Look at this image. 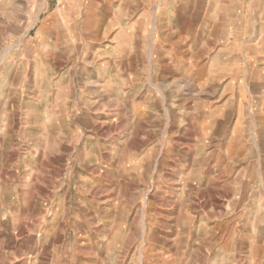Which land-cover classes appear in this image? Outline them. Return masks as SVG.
<instances>
[{
  "label": "crops",
  "instance_id": "0c3cea01",
  "mask_svg": "<svg viewBox=\"0 0 264 264\" xmlns=\"http://www.w3.org/2000/svg\"><path fill=\"white\" fill-rule=\"evenodd\" d=\"M201 2L211 9L203 13ZM262 7L264 0H51L37 15L43 28L36 39L45 41L51 61L58 53L54 38L69 40L62 51L70 56L63 66L68 80L60 79L63 89L55 96L54 66H47L45 100L37 102L49 141L56 118L101 112L106 103L120 101L119 87L153 84L158 102L182 103L186 97L195 104L194 111L173 110L176 121L171 113L160 116L156 127L157 134L195 136L198 146L189 179L173 190L175 228L182 238L190 236L175 242L169 257L175 262L186 255L187 264H264V238L251 233L261 232L256 216L264 214ZM216 87L220 107L212 94ZM3 102L1 119L13 104ZM28 103L22 115L34 118ZM216 135L227 137L219 142ZM4 168L3 162L1 176ZM241 226L249 232L244 238ZM1 244L0 264H21L2 253Z\"/></svg>",
  "mask_w": 264,
  "mask_h": 264
},
{
  "label": "rangeland",
  "instance_id": "374dc122",
  "mask_svg": "<svg viewBox=\"0 0 264 264\" xmlns=\"http://www.w3.org/2000/svg\"><path fill=\"white\" fill-rule=\"evenodd\" d=\"M46 2L51 0H0L2 253L15 255L21 264H187L186 255L176 262L169 258L182 238L174 225L173 190L189 179L198 146L195 136L157 134L156 127L160 116L171 113L175 120L173 110L194 111L195 104L186 97L182 103L158 102L153 84L119 87L120 101L106 103L101 112L56 118L49 141L38 105L45 100L46 68L54 66L56 96L63 89L60 79L68 80L63 66L70 56L62 55L68 37L54 38L58 53L52 61L45 41L36 39L43 28L37 15ZM210 9L209 2L199 4L203 13ZM251 10L247 7V14ZM212 94L220 107V87ZM1 98L14 104H8L4 119ZM26 101L36 117L22 115ZM213 137L221 142L227 136ZM31 143L37 151H31ZM257 217L261 232L251 233L264 238V214ZM248 233L243 226L238 231L243 238Z\"/></svg>",
  "mask_w": 264,
  "mask_h": 264
}]
</instances>
